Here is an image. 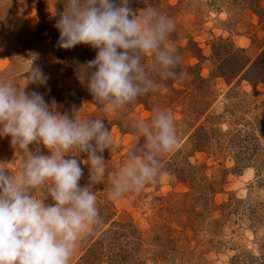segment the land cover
Segmentation results:
<instances>
[{
  "label": "rangeland",
  "instance_id": "rangeland-1",
  "mask_svg": "<svg viewBox=\"0 0 264 264\" xmlns=\"http://www.w3.org/2000/svg\"><path fill=\"white\" fill-rule=\"evenodd\" d=\"M138 1L134 12L150 5L174 22L166 45L181 57L182 75L161 79L148 55L143 63L158 89L108 112L76 99L87 88L70 70L79 54L69 57L57 45L63 0H0V79L55 100L61 114L104 120L111 131L105 173L94 188L98 222L69 264H264V0ZM32 63L46 84L23 78ZM159 110L173 116L177 144L161 158L155 182L110 200L111 176L144 143L135 122ZM37 148L49 154L38 145L29 151ZM26 159L10 137H0V168L18 175ZM80 167L83 187L89 167Z\"/></svg>",
  "mask_w": 264,
  "mask_h": 264
},
{
  "label": "clouds",
  "instance_id": "clouds-1",
  "mask_svg": "<svg viewBox=\"0 0 264 264\" xmlns=\"http://www.w3.org/2000/svg\"><path fill=\"white\" fill-rule=\"evenodd\" d=\"M63 2L55 24L57 45L65 50L77 45L98 50L81 69L103 111L121 109L158 89L143 63L148 55L161 79L182 75L176 70L181 57L166 45L175 24L157 8L148 5L137 13L129 7L130 0ZM23 78L38 85L48 79L33 63ZM25 88L0 79V137H10L22 156L27 153L18 175L0 168V264H69L77 242L98 222L94 188L105 173L102 153L111 148V131L104 120L61 114L55 100L47 103L38 92L26 94ZM134 128L144 143L111 176L110 200L155 182L161 158L177 144L175 121L165 110L155 111L149 121L135 122ZM30 145L42 146L49 154H39V148L33 153ZM81 153L87 160H79ZM80 164L89 167V182L83 187ZM48 198L53 203L46 205Z\"/></svg>",
  "mask_w": 264,
  "mask_h": 264
},
{
  "label": "trees",
  "instance_id": "trees-1",
  "mask_svg": "<svg viewBox=\"0 0 264 264\" xmlns=\"http://www.w3.org/2000/svg\"><path fill=\"white\" fill-rule=\"evenodd\" d=\"M129 7L131 9L139 7V1L138 0H130ZM97 51H98L97 49H94V48H92L91 46H88V45H77L76 47L71 49V51L68 50L67 52H65L67 56H69V57L73 56V58L77 57V55L79 54L78 55V60L74 59V62H73L74 66L71 67L70 70L71 69L74 70L73 74H74V76H76L77 81L83 80V84H85V86H86V81H85L86 79L84 78V75H86V72H85L84 69H81V68L83 66L87 65L88 62H90V61L95 59ZM246 64L247 63H245L242 67H240L239 73L242 70L245 69L244 67H246ZM65 69H67V68L65 67ZM92 71H95V69H93ZM89 75H90V73H89ZM86 88H87V86H86ZM86 90H87V92H85V93H78V91H77L76 99L81 100L83 98H88V99L94 101L92 95L90 94V92L88 90V88ZM144 96H146V95H144ZM144 96L138 97L135 102L136 103L142 102Z\"/></svg>",
  "mask_w": 264,
  "mask_h": 264
}]
</instances>
